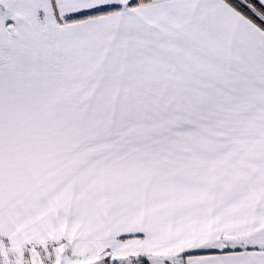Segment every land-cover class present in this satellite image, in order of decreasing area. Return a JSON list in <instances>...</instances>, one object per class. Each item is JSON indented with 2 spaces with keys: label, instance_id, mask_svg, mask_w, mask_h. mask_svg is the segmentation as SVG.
<instances>
[{
  "label": "snow or ice",
  "instance_id": "snow-or-ice-1",
  "mask_svg": "<svg viewBox=\"0 0 264 264\" xmlns=\"http://www.w3.org/2000/svg\"><path fill=\"white\" fill-rule=\"evenodd\" d=\"M0 264H264V0H0Z\"/></svg>",
  "mask_w": 264,
  "mask_h": 264
}]
</instances>
